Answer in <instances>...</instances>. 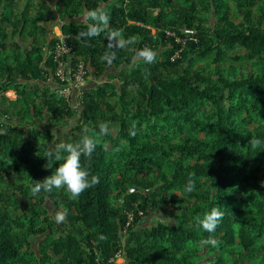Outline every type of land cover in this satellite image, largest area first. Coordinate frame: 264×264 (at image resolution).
Returning a JSON list of instances; mask_svg holds the SVG:
<instances>
[{"label":"trees","instance_id":"obj_1","mask_svg":"<svg viewBox=\"0 0 264 264\" xmlns=\"http://www.w3.org/2000/svg\"><path fill=\"white\" fill-rule=\"evenodd\" d=\"M97 9L107 24L82 37ZM57 17L70 66L98 81L78 111L40 85L56 81ZM113 32L133 39L111 47ZM238 62L252 71L220 69ZM0 96V264H264V0H0ZM85 134L98 142L81 163L98 181L33 197L64 162L45 157L50 145ZM167 205L172 224L138 229ZM213 207L209 234L196 224Z\"/></svg>","mask_w":264,"mask_h":264},{"label":"clouds","instance_id":"obj_2","mask_svg":"<svg viewBox=\"0 0 264 264\" xmlns=\"http://www.w3.org/2000/svg\"><path fill=\"white\" fill-rule=\"evenodd\" d=\"M91 17L96 23H90L88 29L81 32L83 36H95L98 34L99 25H106L108 22V16L101 10H93L86 14ZM110 39L113 43L111 47L119 46L125 47L128 43H131L133 38L125 40L120 38L119 32H113ZM146 61L151 62L155 59V53L152 50L145 49L139 53ZM109 65L113 62L114 56L112 54H105L102 57ZM101 134H107L109 132V126L106 123H102L99 126ZM98 138L89 136L87 134L81 136V138L74 142H60L54 145H50V150L46 154V158L49 159H63V163L59 164L51 175L45 177L43 180L36 181L31 187V193L33 197L42 192H51L53 189L64 188L71 193L72 198L78 197L85 189L92 186V184L98 181V178L91 175L90 172L82 165L81 157H90L95 150ZM251 145L255 147L260 143L258 138L253 137L251 139ZM67 155H64V154ZM196 180L191 176L187 179L184 185L183 191L186 193H192L196 191ZM222 212L218 208L213 207L210 211L206 212L202 218L198 219L196 224L197 228H202L205 232L212 234L215 232L218 223L221 220ZM203 245L215 246L218 241L209 235L207 238L201 240Z\"/></svg>","mask_w":264,"mask_h":264},{"label":"built area","instance_id":"obj_3","mask_svg":"<svg viewBox=\"0 0 264 264\" xmlns=\"http://www.w3.org/2000/svg\"><path fill=\"white\" fill-rule=\"evenodd\" d=\"M74 52V47L70 46L63 38L54 45L51 55L55 63L54 75L59 85L57 94L70 102V96L73 91H78V95L81 97V89L85 87L88 79V70L83 62L78 63L74 68L70 66V58ZM129 223L133 221V215L128 214ZM122 258V255H117L111 262L114 264H126L118 263L117 261Z\"/></svg>","mask_w":264,"mask_h":264},{"label":"rangeland","instance_id":"obj_4","mask_svg":"<svg viewBox=\"0 0 264 264\" xmlns=\"http://www.w3.org/2000/svg\"><path fill=\"white\" fill-rule=\"evenodd\" d=\"M87 69H88L89 76H88L86 85H88V82L91 79L90 77L94 76L93 70L90 67ZM220 69L225 72L226 76L229 74V71H232V72H236L237 70H243V71H248V72L252 71L249 64H247L245 62L235 63L232 67L230 66V64H222V65H220ZM108 72L118 73L119 70L112 67V68L108 69ZM50 86H51V83H50ZM73 92L74 93L72 94V96H70V98H71L70 103H71L72 107L74 108V110L78 111V108H79L78 91H73ZM183 138H185V136L181 137L180 139H177L175 141V143H178ZM159 187H161L160 184L156 186L155 190H157ZM173 212H174L173 209L169 205H167L166 207H164L162 209L156 210V211H150L149 214L142 217L140 224L138 226V229L151 227V226H154L160 222L165 223V224H172L174 221ZM40 241H41V238L32 239V245H33V249L35 251H38Z\"/></svg>","mask_w":264,"mask_h":264},{"label":"crops","instance_id":"obj_5","mask_svg":"<svg viewBox=\"0 0 264 264\" xmlns=\"http://www.w3.org/2000/svg\"><path fill=\"white\" fill-rule=\"evenodd\" d=\"M57 19V23H59V25H57L55 28H54V34L55 36H57L58 38H63L62 36V33H61V29H60V19H58V17L56 18ZM94 76L93 77H90V81L88 82V85H85V87H93L94 85H96L98 83L97 81V78H96V74L95 72L93 73ZM89 76V75H88ZM103 78L101 77L99 80L101 81ZM50 83H51V86H50ZM87 84V83H86ZM42 87L46 86L48 87L50 90H52V92H57L58 88H59V85L57 84V82L51 77L46 83H41L40 84ZM74 93V92H73ZM10 98H15V94L13 91L9 92L7 94ZM78 98H79V104L81 102V98L80 96L78 95ZM3 101L2 97L0 96V103ZM125 260L124 258H120L117 262L118 263H123Z\"/></svg>","mask_w":264,"mask_h":264}]
</instances>
